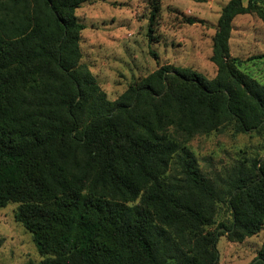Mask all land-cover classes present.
<instances>
[{"label":"trees","instance_id":"1","mask_svg":"<svg viewBox=\"0 0 264 264\" xmlns=\"http://www.w3.org/2000/svg\"><path fill=\"white\" fill-rule=\"evenodd\" d=\"M87 1L0 0V207L18 203L44 256L25 264H219V235L264 227V156L210 176L187 144L226 124L264 128V84L229 46L254 0L222 7L212 79L163 64L114 100L81 61ZM149 2L152 42L160 1ZM221 202L232 219L208 229ZM250 264H264V242Z\"/></svg>","mask_w":264,"mask_h":264},{"label":"rangeland","instance_id":"2","mask_svg":"<svg viewBox=\"0 0 264 264\" xmlns=\"http://www.w3.org/2000/svg\"><path fill=\"white\" fill-rule=\"evenodd\" d=\"M150 0H91L76 15L85 27L81 31V61L86 63L110 100L116 99L131 83L147 76L158 66L191 68L207 79L217 72L211 61L213 35L222 7L229 0H159L160 14L154 25V40L147 35ZM248 0H243L247 4ZM256 8L236 15L229 38L230 53L241 71L264 84V0H254ZM204 22L189 23L186 17ZM151 50L158 57H154ZM188 148L207 175L224 174L235 164L264 156V128L236 132L226 124L207 134L195 136ZM17 202L0 207V264H25L44 256L32 233L14 218ZM226 203H219L214 229L230 223ZM220 232L224 227H219ZM264 242V227L242 241L218 236L219 264H250Z\"/></svg>","mask_w":264,"mask_h":264}]
</instances>
